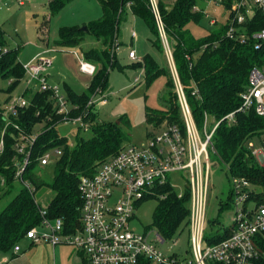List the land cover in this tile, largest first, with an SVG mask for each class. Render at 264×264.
<instances>
[{"label":"trees","instance_id":"trees-1","mask_svg":"<svg viewBox=\"0 0 264 264\" xmlns=\"http://www.w3.org/2000/svg\"><path fill=\"white\" fill-rule=\"evenodd\" d=\"M69 1L71 0H48V6L52 12H56ZM223 4L229 8L230 0ZM194 5L195 0H176L170 6L162 2L157 3L166 38L168 43L171 42L169 46L177 79L198 128H202L206 117L213 122L221 120L211 139L216 150L211 156L217 157L232 176L244 177L255 187L264 188V166L257 163L247 146L251 138L255 136L261 138L264 135V117L249 110L235 112L231 122L222 120L226 114L237 110L240 105V95L247 86L251 67L264 62V48L257 49L255 39L251 37L252 33L264 28V16L255 11L252 18L246 22L247 38L243 42L226 35L227 22L203 38L195 39L186 27L189 21L198 20L200 16ZM100 6L102 15L89 23L86 31L77 26H64L59 31L57 43L60 45H79L85 33H90L99 42L98 47L83 52L84 59L95 66V73L87 89L80 94L68 92V100L78 106L76 110H72V115L84 109L96 88L102 91L108 89L109 72L118 64L115 48L119 45V26L128 12L141 17L157 35V46L163 47L149 0H100ZM4 48L6 51H3ZM18 52L17 48L6 47L4 33L0 28V78L9 81L8 92L14 89L24 76ZM137 64L144 68L148 81L165 72L150 56H145L143 61L134 63ZM166 88L165 108L146 109V121L154 126L162 123L177 125L184 134L185 125L176 92V82L170 76ZM51 94L49 90L32 93L28 97L29 104L19 109L16 117L10 118L11 122L16 123L27 134H31L37 124L43 125L31 147L30 162L23 174V178L33 183L35 188L41 184L33 173L34 166L38 164V157L51 147L59 148L61 151L52 182L48 184L54 190V196L46 208V217L61 219L62 233L73 234L80 226L82 204L78 188L80 177L91 175L99 164L116 154L124 145L122 143L125 134L116 122H102L93 125L92 137L77 138L75 143L69 144L55 130L61 115L54 109ZM95 112L92 108L89 109L84 120L94 119ZM4 113L0 108V133L4 129V147L0 153L1 196L15 190L14 137L18 133L13 125L5 127ZM34 192L35 190L30 192L21 186L0 209V252L13 249L25 237L27 230L40 224V206L34 200ZM155 192L157 204L153 212V224L163 238H174L188 225L189 192L185 189L180 195L169 183L158 186ZM263 196L264 191L256 192L254 197L262 199ZM228 233L229 229L226 227L213 234L205 233L204 238L210 244L216 243ZM256 243L259 256L253 264H264V231L258 234ZM81 255V264H88L82 252ZM139 264L153 263L142 258Z\"/></svg>","mask_w":264,"mask_h":264},{"label":"built area","instance_id":"built-area-1","mask_svg":"<svg viewBox=\"0 0 264 264\" xmlns=\"http://www.w3.org/2000/svg\"><path fill=\"white\" fill-rule=\"evenodd\" d=\"M26 0H17L23 5ZM214 4L227 0H210ZM162 44L169 56L171 49L163 32L162 21L159 16L156 0H149ZM229 16L227 19L226 35L229 38L246 40V22L252 18L255 11L264 16V0H230ZM214 23V21H211ZM255 39L257 49L264 48V28L251 34ZM118 48V47H117ZM3 51H6L4 48ZM80 60L81 71L90 75L95 73V66L83 59ZM128 57L135 59V53L129 51ZM53 65V59L40 55L33 61L22 65L24 76H27L28 88L32 83L38 85L36 91H51L54 109L61 115V121L83 123L89 109L106 103L108 93L96 88L88 99L84 109L76 115L72 110L76 104L68 107V99L58 93L57 85L48 83V70ZM138 80V77L135 78ZM29 90V89H28ZM34 91V92H36ZM176 92L180 104L181 114L185 125V133L177 125H168L162 135L150 137L146 146L124 144L122 148L106 161L99 164L91 175H82L78 188L82 198L80 206V226L73 234H67L65 242L71 243L82 251L88 264H139L146 258L153 264H253L259 256L256 243L258 234L264 231V196L256 199L255 188L248 179L232 176L233 194L232 205L234 217L232 224L227 226L228 235L216 243L205 241V223L208 193L210 188L211 153H215L212 136L220 121L208 122L205 118L202 128L194 122L190 107L186 100L182 86L176 79ZM194 93V92H193ZM241 103L237 110L226 114L222 120L231 122L235 112L253 110L258 116L264 117V62L251 67L248 74V83L241 93ZM29 104V99L16 96L9 100L4 113L7 125H13L18 131L14 137L16 155L13 158L16 166L15 180L23 183L30 192L31 188L24 178L26 166L30 162V151L37 134L25 133L10 117H16L21 108ZM211 127L208 128V125ZM4 129L0 133V153L4 147ZM257 163L264 166V136L259 140V148L254 149L250 140L247 143ZM60 155L61 151L56 150ZM39 165L48 164V156L43 152L38 157ZM181 172L186 177V189L189 192L188 232L190 249L188 254L179 258L176 253L164 254L148 239V234H140L130 228V219L133 216L136 204L142 199L155 195L158 186L169 183L168 176ZM157 195V194H156ZM181 195V193H180ZM40 224L27 230L25 237L36 244L41 241L50 242L53 246L61 242L63 223L59 218L46 217V209L39 208ZM38 227L44 230L38 232ZM156 242L164 243L157 233ZM176 244L170 246L172 250ZM17 253L20 248L14 246Z\"/></svg>","mask_w":264,"mask_h":264},{"label":"rangeland","instance_id":"rangeland-1","mask_svg":"<svg viewBox=\"0 0 264 264\" xmlns=\"http://www.w3.org/2000/svg\"><path fill=\"white\" fill-rule=\"evenodd\" d=\"M175 1L156 0L157 3L162 2L166 6L172 5ZM194 8L200 16L198 20L189 21L186 27L195 39L203 38L210 31L217 30L226 24L230 13L229 8H226L223 3L214 4L210 0H195ZM101 15L100 0H71L56 12L50 10L48 0H26L24 5H20L17 0H0V28L4 33L6 47L19 50L18 58L22 65L33 61L40 55L51 57L54 63L48 70V83L57 85L59 95L65 98L68 97L69 91L80 94L87 89L92 75L81 71V56L84 50L98 47L99 42L90 33H85L84 39L79 45H60L57 43L60 28L77 26L81 29L97 20ZM212 20L214 23L211 22ZM162 26H164L163 22ZM158 31L160 34L159 29ZM119 41L118 48H115L118 64L109 72L108 89L105 91L108 93L107 101L95 108V118L88 121L83 120L86 128L80 122L74 123L73 121H61L55 126L59 136L64 137L69 144L75 143L77 138L92 137L93 125L102 122H116L125 134L122 143L125 145L146 146L150 137L157 138L166 128V123L158 126L147 123L145 111L149 108L164 109L168 77H172L176 82L169 54L164 46H157V35L145 21L130 12L126 14L125 20L119 26ZM48 49L52 52L47 53ZM129 51L135 53V59L128 57ZM145 56L153 58L165 72L148 81L144 74V68L139 64L134 65L135 62L143 61ZM53 76H60V82L56 84L52 80ZM136 77H138L137 81ZM8 87L9 81L0 78V108L4 112L7 110L10 99L22 95L28 98L38 89L36 83H32L28 88L26 75L9 92ZM71 106L72 103L68 100V107L71 108ZM208 122H212V119L209 118ZM210 127L211 124L208 125V128ZM42 129L43 125L37 124L32 133L38 134ZM259 140L260 138L256 136L251 138L254 149L259 148ZM56 150L59 148L51 147L44 151L48 156L47 165L37 164L34 166L33 173L40 181V186L35 188L33 183L26 181L31 188L35 189L34 200L43 209L49 206L54 196V190L48 184L52 182L56 162L60 156ZM209 164L210 188L205 233L213 234L232 224L234 217L232 198L234 195L231 194L232 175L228 173L226 166L217 157L213 158L212 156ZM168 178L177 192H184L187 183L183 173H172ZM21 186L23 183L15 180V190L10 194L0 195V209L7 204ZM255 188L259 191L264 190L260 186ZM156 204L157 198L154 196L139 201L130 219V228L137 233L148 234V239L162 253H176L179 258H183L190 249L188 225L184 226L174 238L165 239L164 243L156 242L154 239L158 231L156 225L153 224V212ZM220 207L222 208L220 209ZM43 230L42 227H38L39 233H42ZM67 236V234H61V242L55 246L47 241L33 244L29 238L24 237L18 243L20 250L17 253L13 249L0 252V263L81 264L82 251L78 250L75 245L65 242ZM174 240H176V244L171 250L170 246L173 245Z\"/></svg>","mask_w":264,"mask_h":264},{"label":"crops","instance_id":"crops-1","mask_svg":"<svg viewBox=\"0 0 264 264\" xmlns=\"http://www.w3.org/2000/svg\"><path fill=\"white\" fill-rule=\"evenodd\" d=\"M24 5V4H23ZM132 14V13H131ZM118 41H119V39H118ZM120 42V41H119ZM90 49V48H89ZM86 50H88V49H86ZM46 51V50H45ZM85 51V50H84ZM47 53H50V52H52L51 50H47L46 51ZM82 55H83V53H82ZM84 56V55H83ZM170 58H171V62H172V65H173V68H174V75H175V78L177 79V74H176V70H175V66H174V63H173V59H172V55L170 56ZM19 59V58H18ZM131 59V58H130ZM20 61V60H19ZM54 63V62H53ZM53 66V65H52ZM24 77V76H23ZM61 79V78H60ZM178 80V79H177ZM57 84V83H56ZM30 247H31V245H29Z\"/></svg>","mask_w":264,"mask_h":264},{"label":"water","instance_id":"water-1","mask_svg":"<svg viewBox=\"0 0 264 264\" xmlns=\"http://www.w3.org/2000/svg\"><path fill=\"white\" fill-rule=\"evenodd\" d=\"M82 31H86L87 30V27H83L81 28ZM52 80L55 82V83H59L60 82V76H53L52 77Z\"/></svg>","mask_w":264,"mask_h":264},{"label":"bare ground","instance_id":"bare-ground-1","mask_svg":"<svg viewBox=\"0 0 264 264\" xmlns=\"http://www.w3.org/2000/svg\"><path fill=\"white\" fill-rule=\"evenodd\" d=\"M171 55H172V52H171ZM84 59V58H83ZM85 60V59H84ZM86 61V60H85Z\"/></svg>","mask_w":264,"mask_h":264}]
</instances>
